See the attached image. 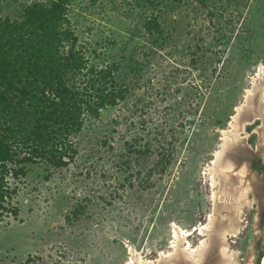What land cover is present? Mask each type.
<instances>
[{
    "label": "rangeland",
    "instance_id": "1",
    "mask_svg": "<svg viewBox=\"0 0 264 264\" xmlns=\"http://www.w3.org/2000/svg\"><path fill=\"white\" fill-rule=\"evenodd\" d=\"M32 1L0 0V18ZM69 16L90 60L115 64L129 91L86 122L68 168L26 164L27 175L7 177L18 215L0 224V264H129L133 254L159 264L175 253V226L189 233L214 214L224 189L205 172L261 71L264 97V0H73ZM152 16L163 23L157 41L144 29ZM260 126L241 136L264 161ZM164 155L172 163L153 171ZM241 167L222 169L243 228L222 234L221 251L262 264L264 173ZM225 205L222 221L234 211ZM204 239L188 237L195 248Z\"/></svg>",
    "mask_w": 264,
    "mask_h": 264
},
{
    "label": "trees",
    "instance_id": "2",
    "mask_svg": "<svg viewBox=\"0 0 264 264\" xmlns=\"http://www.w3.org/2000/svg\"><path fill=\"white\" fill-rule=\"evenodd\" d=\"M72 2L34 0L19 18H0V224L18 215L8 201L16 190L7 177L27 175L26 164L68 168L86 122L123 102L129 91L119 82L115 64L90 60L72 27ZM160 19L152 16L144 26L156 41L164 36ZM168 157L152 170L167 169ZM254 166L264 171V165Z\"/></svg>",
    "mask_w": 264,
    "mask_h": 264
},
{
    "label": "bare ground",
    "instance_id": "3",
    "mask_svg": "<svg viewBox=\"0 0 264 264\" xmlns=\"http://www.w3.org/2000/svg\"><path fill=\"white\" fill-rule=\"evenodd\" d=\"M259 78L261 80L262 74L259 75ZM260 80L256 79L255 84L259 85ZM249 93H251V92H249ZM248 99L252 100V101L250 100L249 102H250L251 110L254 111L255 110V106L253 103L254 100H253V98H250V96ZM239 110H241V107L238 108V111ZM248 115H249V112H246L244 117H247ZM234 122L231 123V129H233V131L228 130V131H224V133H223V137H224L223 140H225L224 147L226 148V150L227 149L229 150V153L232 156H234L233 154H235V155L239 154V152H238L239 149H237L238 145H236L235 142L232 141V136L234 135L233 133L234 132L238 133L237 124H235ZM222 155H223L222 153L217 152L216 159H218ZM215 161L213 162V164H214L213 167H209L205 173L212 179V186L213 187H215L219 184L218 182H220V181H218V180H221V182H220L221 189L222 190L224 189L223 190L224 193L222 195L223 198H222V196L221 197L219 196L220 192H218L219 195L214 192V194H213L214 201H215L214 210H213L214 214L212 216H210L207 224L199 225V227L194 228L189 233L186 231H183L182 229H179L178 227L175 226L174 231H173L175 241L173 242L174 245L171 246L174 249L175 253H173V254L169 253L167 255L163 254L162 258H167V257L169 258V256L171 258L176 257L175 260L178 261L177 263H179L181 261V257H180V255H178L179 254L178 252L184 250L186 252L185 253L186 255L191 256V258L195 262L194 264H207V263L212 262V261L215 263L217 262L219 264H224V263L225 264H237L234 260H232L231 256H229V257L227 256V258L225 257L226 259L218 256V254H217L218 249L220 250V248H221V247L219 248V243L216 242V243H214V246H211V245L209 246V242H208V238H209V235L211 233H213L216 237L220 236L222 239H223L222 234H226V235H229L232 238H234L240 233L241 229L243 228L242 223L239 220L240 219L239 218L240 217L239 212L242 211L241 210L242 205H241V203H237L238 199H236L235 197L233 198V195H230L234 191V186L232 187L233 182L229 181L232 177L229 179L223 171L227 168H229V169L232 168L234 166V164L231 163L232 162L231 158H229L227 161H225V163L222 165L220 164V161L219 162H217V161L215 162ZM241 168L239 169V171L242 172L243 170ZM228 172H230V171L228 170ZM230 176H232V175H230ZM218 199L221 200V202L219 204L217 202ZM226 203H227V207H229L232 210L234 209V211H233L234 213L231 211L232 212L231 215H229V216L227 215L225 217L221 216L222 219H225V221L224 220L222 221L219 219V214H220L219 211L222 208V206L225 205ZM222 222L225 224L223 225ZM194 233H197L198 235L205 238L204 240H202L200 242V245L196 248L194 246H192V244L188 241V237H190ZM133 250H132V253H135ZM233 252H235V251H233ZM137 254H138V252H137ZM232 255H233V253H232ZM235 255H237V254L234 253L233 256H235ZM133 256L134 257L131 259L129 264H156L155 261H149V260L144 261L141 258H137L138 257L137 255L135 256L133 254ZM227 259H228V261H227ZM262 264H264L263 260H262Z\"/></svg>",
    "mask_w": 264,
    "mask_h": 264
},
{
    "label": "water",
    "instance_id": "4",
    "mask_svg": "<svg viewBox=\"0 0 264 264\" xmlns=\"http://www.w3.org/2000/svg\"><path fill=\"white\" fill-rule=\"evenodd\" d=\"M255 89V86L253 85V92L254 93V96H251L250 98H253V100L255 101L254 102V106H255V110H251V107H250V100L251 99H247L245 100V103L243 104V106L241 107V110L237 111L236 112V115L234 117V120L235 121L234 123L237 124V129H238V133H235L233 136H232V141L235 142L236 145H238V148L239 149V154L235 155L233 154L234 156H232L230 153H229V150L224 147V141L222 142V145H221V148L219 149L220 153H222L223 155L221 157H219L218 159H216V156H215V159L214 161L216 160L217 162L220 161V164H224L225 161H227L229 158H231L232 162L234 164L232 170H235V168H240L241 166H243L244 164L249 165V163L247 162H250V158L252 156V153H251V148L250 146L248 145L247 141L244 140V136H241L246 127H248L249 125H253L256 123V121L260 120L261 121V126L259 128H257V131H260L261 129L264 128V119L262 117L263 115V109H264V100L261 98V89L259 88L258 90H254ZM252 101V100H251ZM246 112H249V115L247 117H244L245 113ZM246 139V138H245ZM215 161V162H216ZM246 162V163H245ZM212 165H214L212 163ZM236 171V170H235ZM260 220H262V217H260ZM234 240H232L231 242H233ZM208 242H209V246H214V243H219V248L222 247V238L220 236L216 237L213 233H211L209 235V238H208ZM181 257V261L179 263H177L178 261L175 260L176 257L174 258H161L159 264H194L195 262L191 259V258H188L186 256V252L184 250L178 252ZM218 256L219 257H222L224 258V254L223 252L221 251V249L219 250L218 249V252H217ZM262 260L264 261V256L262 258ZM207 264H216L215 262H209Z\"/></svg>",
    "mask_w": 264,
    "mask_h": 264
},
{
    "label": "flooded vegetation",
    "instance_id": "5",
    "mask_svg": "<svg viewBox=\"0 0 264 264\" xmlns=\"http://www.w3.org/2000/svg\"><path fill=\"white\" fill-rule=\"evenodd\" d=\"M260 74H262L263 75V71H261L260 72ZM259 74V75H260ZM260 83V82H259ZM260 88V84L259 85H255V89L254 90H258ZM249 92H251L250 94H249V96L251 97V95L252 96H254V93L255 92H253V90L252 91H249ZM249 96H248V98H249ZM261 98H264L263 96L261 97ZM253 103H254V101H253ZM264 110V109H263ZM264 112V111H263ZM262 117H263V119H264V113H263V115H262ZM256 123H261V121L260 120H258V121H256ZM255 123V124H256ZM237 131H238V129H237ZM236 132H234L233 134H235ZM258 164L260 167H262L263 165H264V161L261 159V158H259L258 156H257V154H253L252 155V157L250 158V168L252 169V170H255V171H258V172H262V173H264V171H260V170H258V169H256L255 168V166H254V164ZM263 213H264V211L262 212V215H263ZM262 215H261V217H262ZM234 242V241H233ZM232 242V243H233ZM221 249V248H220ZM236 254H237V252H235ZM228 257H229V255H228Z\"/></svg>",
    "mask_w": 264,
    "mask_h": 264
},
{
    "label": "built area",
    "instance_id": "6",
    "mask_svg": "<svg viewBox=\"0 0 264 264\" xmlns=\"http://www.w3.org/2000/svg\"><path fill=\"white\" fill-rule=\"evenodd\" d=\"M245 223H246V225H247V224H248V221L246 220Z\"/></svg>",
    "mask_w": 264,
    "mask_h": 264
}]
</instances>
